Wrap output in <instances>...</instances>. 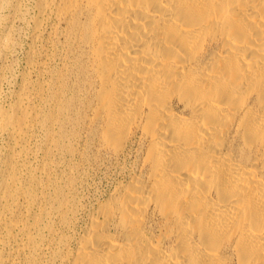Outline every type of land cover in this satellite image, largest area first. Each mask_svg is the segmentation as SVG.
I'll list each match as a JSON object with an SVG mask.
<instances>
[{
    "label": "bare ground",
    "instance_id": "1",
    "mask_svg": "<svg viewBox=\"0 0 264 264\" xmlns=\"http://www.w3.org/2000/svg\"><path fill=\"white\" fill-rule=\"evenodd\" d=\"M57 11L102 145L138 154L58 264H264V0Z\"/></svg>",
    "mask_w": 264,
    "mask_h": 264
},
{
    "label": "rangeland",
    "instance_id": "2",
    "mask_svg": "<svg viewBox=\"0 0 264 264\" xmlns=\"http://www.w3.org/2000/svg\"><path fill=\"white\" fill-rule=\"evenodd\" d=\"M57 7L0 0V264H58L94 208L137 172L136 144L103 146L82 105L78 45Z\"/></svg>",
    "mask_w": 264,
    "mask_h": 264
}]
</instances>
